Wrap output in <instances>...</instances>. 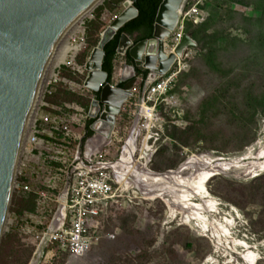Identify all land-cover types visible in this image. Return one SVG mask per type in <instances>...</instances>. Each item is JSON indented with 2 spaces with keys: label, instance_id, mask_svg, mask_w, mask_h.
Listing matches in <instances>:
<instances>
[{
  "label": "rangeland",
  "instance_id": "1",
  "mask_svg": "<svg viewBox=\"0 0 264 264\" xmlns=\"http://www.w3.org/2000/svg\"><path fill=\"white\" fill-rule=\"evenodd\" d=\"M125 1L104 0L82 19L86 45L77 57V66L88 61L93 49L89 42L96 40L98 30H105L123 12ZM205 1L208 16L203 25L192 26L190 20L182 21V32L191 37L194 45L187 48L164 77L172 76L169 88L172 90L180 73L191 72L189 76L182 77L176 94L164 97V104L156 103L155 96L144 101L149 90L148 79L159 77L148 73L144 88L140 86L138 77L134 97L118 118L116 138L105 150L109 162L124 167V173H119L124 186L118 185L126 198L119 201L117 211L111 212V218H119L105 225V235L99 237L103 241L99 240L85 257L60 255L58 259L51 260L46 258L48 249L41 264H128L130 255H137L146 248L141 264H264V190L256 186L264 176V101L257 100L264 94V0ZM89 20L96 24L90 34L87 28ZM193 35L199 40L192 38ZM174 45L170 35L163 43L164 52L168 54ZM212 51L216 54L213 58ZM196 52L202 55H196ZM207 59L217 63L218 69L210 68ZM119 62L113 84L121 79L125 62ZM55 71L52 61L49 73ZM83 76L86 80L88 73ZM69 81L75 93L89 95L84 83ZM213 95L214 101L208 110L205 109L206 113H197L200 105H206L205 102ZM236 107L241 113L235 111ZM124 115L128 116L127 120H123ZM199 121H203L200 137L212 145L189 146L178 153L184 159L176 168L161 173L152 171V165L161 167L166 159L173 157L171 150H165L173 144L166 131L173 135V126L184 129L188 123ZM244 126L250 132L243 131L241 127ZM82 130V127H75V131L83 135ZM253 132L256 140L246 142L244 137ZM240 133L245 136L239 139ZM233 134L238 135V139L232 145L223 144L224 140L236 137ZM131 139L135 142V152L132 157L121 160L123 149ZM144 140L145 154L142 153L145 151L142 149ZM194 157L196 160L190 162ZM188 163L189 167L182 168ZM33 169L30 171V188L37 191L44 188L56 167L44 162ZM109 172L112 173L111 170ZM205 172L213 176L203 188L205 194L185 187L187 181L202 178ZM169 173L172 175L167 176ZM147 178L159 180L151 183ZM236 187L246 188V196L232 190ZM174 194L187 196L184 202L175 203L172 200ZM13 208L14 205L6 235L15 239L11 240L2 259L0 257V264H25L26 258L21 256V260L16 262L10 249L16 251L31 247L35 253L41 243L29 234L37 230V218H27V213L18 217ZM58 212L59 205L56 207ZM131 217L135 220L131 221ZM119 219L127 220V226L133 233L131 236L123 235ZM172 235L174 238L169 243ZM144 240L152 244L143 245ZM177 242L198 251L184 249ZM170 246L174 249L172 255L166 253Z\"/></svg>",
  "mask_w": 264,
  "mask_h": 264
},
{
  "label": "water",
  "instance_id": "2",
  "mask_svg": "<svg viewBox=\"0 0 264 264\" xmlns=\"http://www.w3.org/2000/svg\"><path fill=\"white\" fill-rule=\"evenodd\" d=\"M104 0H0V252L11 217L18 180L19 162L29 123L32 120L43 81L53 58L70 28L82 21ZM135 0H131L133 3ZM187 0H162L154 19L152 36L133 44L131 37L122 34L118 53L126 51L134 66L125 65L131 71L116 86L108 82L102 66L104 47L117 31L137 16L131 5V16L124 22H112L101 34L98 46L85 64L88 77L84 87L93 97L89 115L100 117L90 127L91 131L110 142L126 104L134 97L138 77L135 68H141L154 76H165L178 57L194 45L188 34H182L179 42L166 54L163 43L171 35ZM126 12L117 16L121 17ZM113 28L112 30H110ZM90 65V67H89ZM141 82V80H140ZM121 83H125L122 88ZM147 84L144 82L143 88ZM68 185L63 194L66 198ZM62 208V207H61ZM54 231L51 226L49 234ZM49 234L36 253L41 250V261L49 247Z\"/></svg>",
  "mask_w": 264,
  "mask_h": 264
},
{
  "label": "built area",
  "instance_id": "3",
  "mask_svg": "<svg viewBox=\"0 0 264 264\" xmlns=\"http://www.w3.org/2000/svg\"><path fill=\"white\" fill-rule=\"evenodd\" d=\"M126 1L132 5L131 0ZM126 1L123 4L124 9ZM204 1L187 0L182 12L178 13L177 22L171 31L175 45L183 34V20H190L194 23L202 20L200 6ZM68 44L76 50L71 52L66 61L56 68L58 73L55 71V77L50 79L41 92L34 111L33 122L29 128L30 134L24 142L15 187V194L18 195L33 191L30 188L32 177L30 171L44 162L47 165H57L53 174L46 180L44 188L36 191L38 195L36 215L26 216L30 219L37 218L38 223L35 226L37 230L30 231L29 234L41 243L49 234L51 226H54V231L49 234L48 249L50 251L46 257L51 260L58 259L64 252H69L75 258L86 256L100 240L98 236L92 234V231L99 226V219L103 215H110L111 210L115 209L119 201L126 198L123 189L119 188L115 165L109 162L108 154L105 152L116 138L117 125L110 142L94 134L83 143L87 122L98 120L102 111L95 120L90 117L89 112L86 113L76 106L68 105L66 108L73 113L59 116L55 114L59 109L46 102V97L51 95L56 88L74 92L73 84L61 75L63 68L75 71L79 76L87 73L85 65L81 67L76 64L79 53L86 45L85 31L71 38ZM178 60L180 59L177 58L176 61ZM148 80L149 90L144 95V101H150L155 96L156 103H158L169 90L172 76L166 78L160 76L158 79ZM75 127H82L84 134L76 132ZM110 170L112 173L109 172ZM69 177V189L64 198L63 194ZM63 185L65 187L61 193ZM58 205L59 212L56 213Z\"/></svg>",
  "mask_w": 264,
  "mask_h": 264
},
{
  "label": "trees",
  "instance_id": "4",
  "mask_svg": "<svg viewBox=\"0 0 264 264\" xmlns=\"http://www.w3.org/2000/svg\"><path fill=\"white\" fill-rule=\"evenodd\" d=\"M118 1L123 2L124 0H118ZM161 1L162 0H135V1H133L132 5L137 10V16L135 18L131 19L129 22H127L122 28H120L117 31L116 35L113 37V39H111L105 45V47H104L105 61H104V64L102 66V70H103V72L107 73L109 83L113 84V77L115 75L116 64L122 56L117 51L122 34H126V35L130 36L133 44L137 43L140 40L151 38L152 31H153L154 19H155L156 13H157L158 6L161 3ZM207 1L208 0H206L205 2H207ZM232 1H237V0H232ZM200 11L202 14V20L197 22V23L190 21L189 22L190 25H192V26H198L199 25L200 26V25H203L205 23V21L207 20L208 14L205 10L204 3L200 6ZM90 21L91 20L87 21V22H89L88 25L86 24L87 28L89 29V34H90V30L96 25L95 22H93V21L90 22ZM103 31H104V29H101V30L99 29L98 33H97L98 38L96 40H91L89 42V45L91 43V46H93L92 50H94L98 46V43L101 39V34L103 33ZM192 38L199 40L198 36H195V35H193ZM92 50H90V53L92 52ZM213 51L211 53V58H213L214 55H216V54H214ZM196 55L201 56L202 54L200 52H196ZM124 57L126 58L127 64L129 66H134L133 61H132L128 51H126ZM86 62L87 61H85L83 64H81V66L85 65ZM206 62L210 68L218 69L217 63L213 62L212 60L207 59ZM77 65H78V63H77ZM190 73L191 72L180 73L177 77V80L174 82V88L172 90H169L166 94H164L161 97L159 104H164L163 99L165 96H167V95L170 96V95L176 94L177 87L179 85H181L182 81H180V80L182 79V77H185V76L187 77V76H189ZM61 75L63 78H65L67 80L72 79L81 85L85 81L84 76H82V78H81V76H79L75 71H70L67 68H63ZM135 75L141 79L140 86H143V83L145 82V80L148 76V72L143 70V69L135 68ZM124 84L125 83H121L119 85V87L122 88L124 86ZM94 96H95V94H93L91 92L89 93L88 96H84V95H81L79 93L72 92L68 89L56 88V89H54V91L52 92L51 95H48L46 97V102L50 105L56 106L59 109V111L55 113L56 115H59V116L73 113V111L66 108V106H68V105L76 106V107L82 109L84 112L88 113L90 110V107H91L92 97H94ZM214 97H215V95H213L211 98H209L208 101L205 102L206 105H204V104L200 105L197 113H206L205 109L208 110V108H210L211 104L214 101ZM257 100L259 102L264 101V94H261L260 98H257ZM235 111L237 113H241V111L237 107L235 108ZM229 112H230V114H232L231 110H229ZM123 118H124L123 120H127L128 116L124 115ZM94 122H95L94 120H89L87 122V126L85 128L86 133H85L83 143H85L89 138H91L94 135V133L90 130V127L93 125ZM202 122L203 121L188 123V125L184 129H180L179 127L173 126L172 127L173 128V135H170L166 131L167 137L169 139H171L173 144L171 145V147L169 149L166 148L165 150L166 151L171 150L173 157L166 159L164 161L165 163L161 167H155L152 165L151 170L154 172H157V173H161L164 171L174 169L184 159V157H179V155H178V153H180L184 149H187L189 146H192V145H201V144L203 145V143L212 145V143L207 141L205 138L200 137L202 135L201 134V128H200V125L202 124ZM241 129H243V131L245 130L247 132H250V130L247 126L241 127ZM239 132H241V131H239ZM240 135L241 136H239V139L243 138V136H245L244 134H241V133H240ZM233 136H236V134H233ZM237 136L232 138V139L228 138V140H224L223 144H228V146L232 145L233 144L232 142H235L238 139ZM248 136L249 137H247V136L244 137L246 142L253 143L256 140V138H255L256 136H255L254 132ZM55 166H57V165H55ZM229 184L232 185L231 183H229ZM256 186L258 187V189L264 190V176L261 177V179H259L256 182ZM114 187H117V185H114ZM232 190L243 194L244 197L246 196V188H242V187L237 188L236 187ZM262 198L264 200V196ZM250 202H253V200H251ZM37 203H38V195H37L35 190L24 193V194H20V195L15 194L14 201H13V205H14L13 211L15 212V214L18 217H23V216H25L26 213L30 214V215H36L37 206H38ZM117 210H118V208L116 206L115 209L111 210L112 214H113V212H115ZM111 217H113V216H111V214L107 215V216L103 215L99 219L100 220L99 221L100 222L99 227L92 231L93 236L101 237V236L105 235L104 233H105V229L107 227L105 225H107L110 221L112 222V221H115L119 218L117 216H115V218H111ZM130 219H131V221L135 220L134 217H131ZM119 220L121 223L120 229L123 232V235L124 236H131L133 233L127 226V220H123V219H119ZM102 225H104V229H102ZM173 238H174V235H172L168 239L169 243L173 240ZM184 238L185 237L183 236V239ZM14 239H15L14 236L6 235V237L3 241L2 249H1V254H0L1 259H2V255L4 254V252L7 250V248L11 244V240L14 241ZM102 241H103V239L100 240V242H102ZM145 244L150 245V244H152V242H147L146 240H144L143 245H145ZM178 246H180L184 249H187L189 251H196L197 250V249L193 250V248L191 246L189 248L187 246V244H185L183 242H179ZM198 248L200 249V247H198ZM146 249H143V250L141 249L137 255H134V256L130 255L129 256L130 260L128 261V264H141L142 261L140 259L145 257ZM10 251L13 252L14 260L16 262H19L21 260V256H24L26 258L25 264H29L32 257H33L35 249L28 247V248H23V249H17L15 251V249L11 248ZM166 253H168L170 255L174 254L173 247L170 246L166 250ZM61 255L64 257H72L69 252H64ZM153 258H154V256L152 255V260H153Z\"/></svg>",
  "mask_w": 264,
  "mask_h": 264
},
{
  "label": "bare ground",
  "instance_id": "5",
  "mask_svg": "<svg viewBox=\"0 0 264 264\" xmlns=\"http://www.w3.org/2000/svg\"><path fill=\"white\" fill-rule=\"evenodd\" d=\"M125 8H126V12L121 16V17H115L114 19H113V21L112 22H116V21H121V22H124V21H126L127 19H129V17L131 16V3L129 2V1H126V3H125ZM81 24H82V21H79L78 23H76V24H74L71 28H70V30H69V32L66 34V36L63 38V41L61 42V45H60V47L58 48V50H57V52H56V54H55V56H54V58H53V61H54V67H58L59 65H61V64H63L65 61H66V59L68 58V55L71 53V52H73L74 50H76L75 48H72L69 44H68V42H69V40L71 39V38H73V37H75V36H77V34H79V33H81V32H83V29H82V27H81ZM113 28H111L110 30H112ZM178 58H180V57H178ZM89 67H90V65H89ZM55 74H54V72H51V73H49V70H48V72H47V75H46V77H45V79H44V81H43V84H42V86H41V89H40V92H39V95H41V92H42V90H43V88L44 87H46L47 85H48V83L50 82V79H52V78H54L55 76H54ZM131 76V71L130 70H126V72L124 73V77L125 78H128V77H130ZM38 101H39V98H38ZM38 101H37V103H38ZM37 105V104H36ZM139 106V105H138ZM137 106V107H138ZM34 118V114H33V117H32V119ZM32 120H31V122L29 123V126H28V129H27V133H26V136H25V141L27 140V137H28V135L30 134L29 133V128H30V126H31V124H32ZM134 144H135V142H134V139H131L130 141H129V143H128V146H127V148H125L124 147V149H123V155H122V159L121 160H123L125 157H132V154H134V152H135V146H134ZM144 147H146V140H144L143 141V144H142V149H145V151L144 150H142V151H144V152H142L143 154H145L146 152H147V147L146 148H144ZM194 160H196V158L194 157V158H192V161H190V162H193ZM120 161H118V163H119ZM189 162V163H190ZM185 164L182 168H187V167H189L190 166V164ZM115 165V164H114ZM119 164H117V165H115V171H116V175H117V177H118V181H119V184H121L122 186H124V182H123V177H121V174H119V173H124V170H122V169H124V167H122L121 168V166H118ZM132 170V169H131ZM130 170V171H131ZM206 173V172H205ZM204 173V174H205ZM209 174H211L210 172H208V173H206V175H204V176H202V178H196V179H193V180H189V181H187L185 184H186V188H188V190L189 191H195L196 193H198V194H205V192H204V186H205V184L208 182V180L210 179V178H212L213 176H212V174L209 176ZM172 175V173H169L167 176H171ZM167 176H164L163 178H165V177H167ZM152 177H160V176H154V175H152ZM148 179V181H150L151 183H154L156 180H153V179H151V178H147ZM146 179V180H147ZM200 179V180H199ZM202 179V180H201ZM159 180V179H158ZM157 180V181H158ZM174 189V188H173ZM187 191V190H186ZM184 195V194H183ZM185 196H187V195H184V196H182V197H179V195H175L174 194V196H172V200L175 202V203H178V202H184L183 201V199H184V197ZM182 198V199H181ZM181 207V206H180ZM179 207V208H180ZM169 209H170V211L171 212H173V210H172V207L170 206L169 207ZM187 209L189 210L190 209V207H187ZM192 209V208H191ZM198 209H200V208H198ZM198 211V210H197ZM196 215H197V213H196ZM40 247V246H39ZM38 247V248H39ZM37 248V249H38ZM40 258H41V250H39L37 253H36V255H35V257H34V260H33V262H32V264H38L39 263V260H40Z\"/></svg>",
  "mask_w": 264,
  "mask_h": 264
},
{
  "label": "crops",
  "instance_id": "6",
  "mask_svg": "<svg viewBox=\"0 0 264 264\" xmlns=\"http://www.w3.org/2000/svg\"><path fill=\"white\" fill-rule=\"evenodd\" d=\"M125 53H126V52H125ZM121 55H122V58H121L119 61H120V62H121V61H124V62H125L124 64H125V65H128V64H127V61H126V58L124 59V55H125V54H121ZM120 62H119V63H120ZM124 64H123V67H122V70H121V78L124 77V73H125L126 70H127V69H125V65H124ZM116 65H118V63H117ZM118 77H119V76H118ZM118 83H119V82H117V83L115 82V83L112 84V85L116 86V84H118Z\"/></svg>",
  "mask_w": 264,
  "mask_h": 264
},
{
  "label": "clouds",
  "instance_id": "7",
  "mask_svg": "<svg viewBox=\"0 0 264 264\" xmlns=\"http://www.w3.org/2000/svg\"><path fill=\"white\" fill-rule=\"evenodd\" d=\"M114 86V85H113Z\"/></svg>",
  "mask_w": 264,
  "mask_h": 264
}]
</instances>
